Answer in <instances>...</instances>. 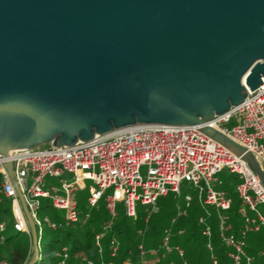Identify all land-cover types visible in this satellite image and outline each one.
Masks as SVG:
<instances>
[{"label":"water","instance_id":"obj_1","mask_svg":"<svg viewBox=\"0 0 264 264\" xmlns=\"http://www.w3.org/2000/svg\"><path fill=\"white\" fill-rule=\"evenodd\" d=\"M264 85V0H0V154L133 123H203ZM200 129L246 160L253 153ZM38 254L34 221L14 178Z\"/></svg>","mask_w":264,"mask_h":264},{"label":"built area","instance_id":"obj_2","mask_svg":"<svg viewBox=\"0 0 264 264\" xmlns=\"http://www.w3.org/2000/svg\"><path fill=\"white\" fill-rule=\"evenodd\" d=\"M247 92L249 94L240 103L224 112L215 113L203 123H133L70 144L56 146L49 140L21 147L7 155L0 154V201L4 198L9 200L12 225L29 234L32 254L33 243L28 221L6 167V161L10 160L14 178L36 227L38 254L35 261L40 257L43 222L56 229L78 220L84 223L91 217L90 211L80 214L75 194L79 188L85 187L86 179L91 180L87 204L95 207L101 198L105 201L107 215L94 234V244L102 255L103 239L107 237L110 257H115L119 248V240L110 234L119 214L117 203L121 202L125 214L135 218L138 203L154 206L157 199L169 191L180 194L181 181L187 180L197 189V198L202 205H213L216 208L218 234L230 247V264H254L253 255L246 251L247 236L249 232L259 230L264 225V184L242 153L200 129L205 124L235 140L253 153L264 171V85L252 91L247 88ZM234 117L236 122L230 127L226 126L225 123ZM142 166L145 167L144 174L140 171ZM225 167L237 177L235 198L221 188L223 180L218 173ZM65 172L72 173L73 178L61 179L60 187L55 186L50 190L42 185L47 174L61 176ZM41 198L47 199L53 208L63 209V216L60 218L44 214L40 217L38 210ZM184 198L188 206L193 197L185 193ZM236 198L239 200L242 217L238 233L232 230L228 221V209ZM181 212L184 211L180 209L178 214ZM209 214L206 208L205 213L198 216V222L202 234L206 236L212 264H217ZM5 225L6 221L0 220V230ZM183 230L178 229V233ZM171 236L172 230L167 227L157 247L146 249L139 244L138 263L151 264V254L160 253L165 257L170 252H176L180 260L175 264H187L183 247L172 243ZM56 255L59 258L58 264H66L69 246L61 245ZM81 258L86 264H115L114 258L95 260L85 254ZM0 264L12 263L3 259ZM123 264L133 263L124 261Z\"/></svg>","mask_w":264,"mask_h":264},{"label":"trees","instance_id":"obj_3","mask_svg":"<svg viewBox=\"0 0 264 264\" xmlns=\"http://www.w3.org/2000/svg\"><path fill=\"white\" fill-rule=\"evenodd\" d=\"M229 187L228 184H224V189L231 194L232 190ZM168 194L169 192L163 196ZM175 195L178 196L180 194L175 193ZM45 200L44 204L41 203L40 208L52 209V205L47 199ZM260 207L263 208V206ZM187 208L186 210L182 209L184 212L172 217L174 220L172 219L170 228L172 230L171 242L183 247L187 264H212L210 250L206 246V236L202 234L201 224L198 222V216L202 213L204 214L206 208L210 211L208 220L212 226L211 240L213 242V251L218 258L217 264H230L231 261L228 255L230 247L221 240L218 234L216 208L213 205H202L197 197L192 198ZM228 214V221L231 223L232 230L238 233L241 228L242 217L239 212V200L237 198L228 209ZM52 215L57 217L54 212ZM106 215L107 213H104L100 218L90 217L84 223L78 220L75 223L56 229L49 227V238L44 245L41 244L42 237L40 238V257L33 264H58L59 258L56 255V250L63 244L69 246V257L66 264H86L81 258L82 254L95 260L114 258L115 264H123L124 261H132L133 264H139V244H142L146 249L157 247L161 233L165 228L169 227L170 221V219H167V223L159 221L147 233L148 226L145 227L143 225L144 222L140 220L138 214L133 218L125 214V212L119 213L115 219L113 230L110 232L111 235H115L119 240L118 253L115 257H110L107 237L103 239L104 252L102 255L99 254L94 244V234L100 229L101 221ZM0 220L6 221V225L0 230V260L5 259L12 264H22L25 259H29L31 254L29 234L13 227L9 205L0 207ZM97 220L98 223L96 224ZM144 221L149 222L148 214L145 215ZM7 225L12 229L10 232H6ZM180 228L184 229L182 233H178ZM246 251L253 255L254 264H264V225L259 230L248 233ZM179 260L180 257L176 252H170L165 257H162L160 253L158 255H150L151 264H175Z\"/></svg>","mask_w":264,"mask_h":264},{"label":"rangeland","instance_id":"obj_4","mask_svg":"<svg viewBox=\"0 0 264 264\" xmlns=\"http://www.w3.org/2000/svg\"><path fill=\"white\" fill-rule=\"evenodd\" d=\"M235 122H236V118L234 117L230 121L225 123V125L230 127ZM140 171L142 174H144L145 167L142 166ZM218 176L223 180L225 185L228 184L230 186L229 189L232 190L231 194L235 195L236 191L234 189V185L237 181V177H236L235 173L230 172L229 169L225 167L218 173ZM72 178H73V176H72V173H70V172H65L61 176L47 174L43 178L42 185L51 190L55 186L56 187L61 186V179L71 180ZM90 183H91V180L86 179L85 180V187L79 188L75 193L76 198L78 200V210L80 211L81 215H84V213L86 211H90L91 212V218L92 217H99L100 218L104 213H107V210L105 208V201H104V198H101L95 207H90L87 204L86 197L88 194V185ZM180 188H181L180 195L176 196L174 192L169 191V194L167 196L161 195L157 199V202L154 206H152L151 204H140V203L137 204V214L139 215L140 220H143V222H144L143 225H145V227L148 226L147 233L150 231V229H152V226L155 224H158L159 221L162 223H167L168 222L167 219L168 220L170 219L169 224H168V226H169L168 228H171L172 219H174L172 217H174L175 215L177 216L180 209L181 210L182 209L183 210L188 209L187 206L185 205L186 204L185 198H184L185 193H190L192 195V197H197V189L195 187H193V185L189 181L182 180ZM45 201L46 200L44 198H41L42 204H44ZM117 204H118L119 213L124 212L122 203L118 202ZM6 205H9V200L7 198H4L2 200V202L0 203V207L6 206ZM181 206H183V207H181ZM53 212L56 213L57 216L61 218L63 216L64 210L63 209H57V208L56 209L55 208L45 209L44 207L40 208L38 210V214L40 217H43L44 214L52 215ZM147 214L149 215V222L144 221L145 215H147ZM97 223H98V220L96 221V224ZM42 227H43V234H42L43 236L41 238V244L44 245L46 240L49 238V235H48L49 227L45 222H43ZM11 230H12L11 227H9V225H7L6 226V232H10ZM164 232H165V230H163L161 235L164 234ZM129 262H132V261H129Z\"/></svg>","mask_w":264,"mask_h":264},{"label":"crops","instance_id":"obj_5","mask_svg":"<svg viewBox=\"0 0 264 264\" xmlns=\"http://www.w3.org/2000/svg\"><path fill=\"white\" fill-rule=\"evenodd\" d=\"M221 188L224 189V182L222 183ZM234 189H235V188H234ZM224 190H226V189H224ZM226 192H227L228 195H230V196H232V197H234V198L236 197V194H235V195H232V194H230L227 190H226Z\"/></svg>","mask_w":264,"mask_h":264}]
</instances>
